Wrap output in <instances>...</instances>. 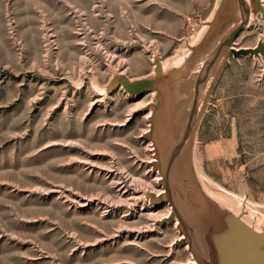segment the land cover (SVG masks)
Masks as SVG:
<instances>
[{"label":"rangeland","instance_id":"1","mask_svg":"<svg viewBox=\"0 0 264 264\" xmlns=\"http://www.w3.org/2000/svg\"><path fill=\"white\" fill-rule=\"evenodd\" d=\"M249 3L190 126L195 34L229 37L238 0H0V264H234L220 212L264 228V54L232 50L264 43Z\"/></svg>","mask_w":264,"mask_h":264},{"label":"water","instance_id":"2","mask_svg":"<svg viewBox=\"0 0 264 264\" xmlns=\"http://www.w3.org/2000/svg\"><path fill=\"white\" fill-rule=\"evenodd\" d=\"M238 1L239 5L241 6V13H243L244 19L237 25V27L225 40L219 42V40L216 39L217 41L215 40L212 44L214 46V49H212L211 54L209 53L210 55H208V57L204 55L203 59L201 60V65L203 64L204 60H206V62L203 70H200V73L196 76L195 79L196 97L193 105L190 126L194 122V119L197 115V108H199V102L201 101H199L201 90H207L211 87V84L214 81L213 75L215 73V68H219V66L221 65L225 50L233 43L238 33L247 25L250 16L249 0ZM216 42H218V44L215 45ZM194 46L195 45H192V47ZM232 50L234 56L248 54L259 56L260 53L264 54V43H260L255 48ZM206 53H208V51ZM156 73L157 75H160L159 70H157ZM120 82L129 92L135 94L143 93L145 90L150 89L154 86V80L148 78L136 80L122 78L120 79ZM184 141L185 139H182L180 141V145L177 147L175 155ZM219 216L221 219L220 223L223 229L222 233L224 236V239L222 241L223 243H225L224 245L230 246V254L231 258L234 259V264H264V228L262 231H257L255 227L247 223L245 219L241 217V214H231L223 210L220 212ZM196 237L203 240L205 247L202 249L206 251V258H208V256L210 257L207 248V242L205 241V239H203L199 235H196ZM223 250L225 251V248H223ZM220 259L223 260V264H226L225 253H222L220 255Z\"/></svg>","mask_w":264,"mask_h":264},{"label":"crops","instance_id":"3","mask_svg":"<svg viewBox=\"0 0 264 264\" xmlns=\"http://www.w3.org/2000/svg\"><path fill=\"white\" fill-rule=\"evenodd\" d=\"M206 27H207L206 30L199 29V31L196 32V34H195V36H196L195 43L196 44L193 47L194 48L193 52L187 57V60H186L187 62L193 58V54H196V52H199V50L204 46V44L206 46H208V45H211V44L214 43L215 40H213L214 38L212 39L213 32L210 31L208 33V31L211 30L210 26L206 25ZM208 38H209V41H208ZM208 49L209 48H205L200 56H199V54H198V56L195 55V64H194V66H196V65L200 66L201 65V60L203 59L204 54L207 52ZM217 68H215V73L218 70ZM195 74H196V72H195Z\"/></svg>","mask_w":264,"mask_h":264},{"label":"built area","instance_id":"4","mask_svg":"<svg viewBox=\"0 0 264 264\" xmlns=\"http://www.w3.org/2000/svg\"><path fill=\"white\" fill-rule=\"evenodd\" d=\"M187 20L189 23L190 31L195 32L197 30V22H195L192 17H188Z\"/></svg>","mask_w":264,"mask_h":264},{"label":"bare ground","instance_id":"5","mask_svg":"<svg viewBox=\"0 0 264 264\" xmlns=\"http://www.w3.org/2000/svg\"><path fill=\"white\" fill-rule=\"evenodd\" d=\"M160 193V192H159ZM232 195V194H231ZM220 199V198H219ZM237 199V198H236ZM222 201V200H221ZM224 202V201H223ZM243 203V202H242ZM247 205V204H246ZM248 206V205H247ZM199 244L202 246V248L205 247L203 240L199 239Z\"/></svg>","mask_w":264,"mask_h":264}]
</instances>
